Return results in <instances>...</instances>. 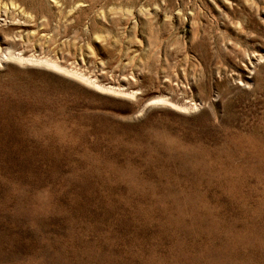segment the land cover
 <instances>
[{
    "label": "rangeland",
    "instance_id": "obj_1",
    "mask_svg": "<svg viewBox=\"0 0 264 264\" xmlns=\"http://www.w3.org/2000/svg\"><path fill=\"white\" fill-rule=\"evenodd\" d=\"M0 264H264V0H0Z\"/></svg>",
    "mask_w": 264,
    "mask_h": 264
},
{
    "label": "bare ground",
    "instance_id": "obj_2",
    "mask_svg": "<svg viewBox=\"0 0 264 264\" xmlns=\"http://www.w3.org/2000/svg\"><path fill=\"white\" fill-rule=\"evenodd\" d=\"M20 60V59H19ZM33 60V59H32ZM31 62H34V63H38V62H36V60L35 61H31ZM43 62V61H42ZM46 65L45 66H51L52 68L53 67H55L56 65H53V64H51V63H49V62H44ZM41 64V63H40ZM56 68H58L57 66H56ZM55 69V68H54ZM60 69V68H59ZM71 75H73V76H75L76 78H79V79H81V80H84V81H89V80H87V79H83V77L82 76H78V75H76V74H73V73H70ZM90 82V81H89ZM91 83V82H90ZM92 85H93V83H91ZM103 89V88H102ZM104 90V89H103ZM106 90V89H105ZM107 90H109V89H107ZM111 91V90H110Z\"/></svg>",
    "mask_w": 264,
    "mask_h": 264
}]
</instances>
